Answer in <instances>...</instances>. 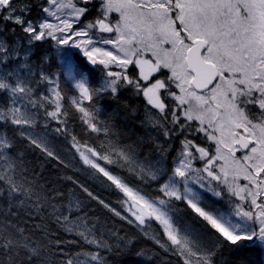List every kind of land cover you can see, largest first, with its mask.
Here are the masks:
<instances>
[{
	"label": "snow or ice",
	"instance_id": "1",
	"mask_svg": "<svg viewBox=\"0 0 264 264\" xmlns=\"http://www.w3.org/2000/svg\"><path fill=\"white\" fill-rule=\"evenodd\" d=\"M126 93L147 139L102 118ZM141 240L171 264L264 252V0H0V264H151Z\"/></svg>",
	"mask_w": 264,
	"mask_h": 264
},
{
	"label": "trees",
	"instance_id": "2",
	"mask_svg": "<svg viewBox=\"0 0 264 264\" xmlns=\"http://www.w3.org/2000/svg\"><path fill=\"white\" fill-rule=\"evenodd\" d=\"M45 49H41L37 56H39ZM49 56H54V49L52 52L48 53ZM60 65L58 58H53L50 61L51 71L53 73L60 72ZM87 76L88 74L85 73ZM63 86V83H62ZM101 105L103 106V119H108L110 122L114 123L116 131L120 134V136L126 141H135L140 139H147L151 129L149 127H145L142 125L141 121L144 119V111H143V101L140 99H136L131 97L129 94H125L124 97L119 101L115 102L111 98H105L102 100ZM125 104H131L133 108L137 109V111L133 114L130 109L125 108ZM71 127L79 133V125L72 124ZM53 143L57 144L58 147L61 145L66 146L67 141L63 138L56 137L55 134H52ZM148 150V145H145L144 151ZM61 155L64 159L70 158V153L64 152L61 149ZM32 159L39 166L42 161L39 160L36 156L32 157ZM43 173L46 179L49 180H57L62 174L67 173L70 175H76L82 182H86L107 200H113L114 197L107 191H105L102 187H100L98 182H94L90 180L85 173H73L71 169H65L62 166L58 165L56 161H48L43 164ZM100 218V223L102 226H114L121 227V223L115 217L111 216V214L107 213L106 210L102 208L97 209L96 213ZM123 231H129L126 225L123 226ZM140 246L145 248L146 252L152 254L154 259L151 264H171L167 259V255L163 253L162 250L157 249L155 245H153L150 241L141 240ZM113 264H148L147 259L141 260L135 254H126L113 256L112 258ZM229 264H239L240 260L247 261L248 264H264V252L260 251H246L242 254H233L228 257Z\"/></svg>",
	"mask_w": 264,
	"mask_h": 264
},
{
	"label": "rangeland",
	"instance_id": "3",
	"mask_svg": "<svg viewBox=\"0 0 264 264\" xmlns=\"http://www.w3.org/2000/svg\"><path fill=\"white\" fill-rule=\"evenodd\" d=\"M59 62H60V60H59Z\"/></svg>",
	"mask_w": 264,
	"mask_h": 264
}]
</instances>
